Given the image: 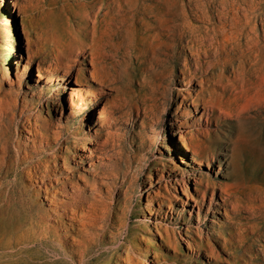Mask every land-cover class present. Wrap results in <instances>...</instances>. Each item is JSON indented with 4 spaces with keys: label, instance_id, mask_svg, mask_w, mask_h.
Returning <instances> with one entry per match:
<instances>
[{
    "label": "rangeland",
    "instance_id": "rangeland-1",
    "mask_svg": "<svg viewBox=\"0 0 264 264\" xmlns=\"http://www.w3.org/2000/svg\"><path fill=\"white\" fill-rule=\"evenodd\" d=\"M16 1L25 2L26 0H6V8L13 17L16 29V52L20 56V58L10 57L8 76L4 75L3 66L8 55L9 41L6 39L3 21L0 18V193L9 194L8 202L3 207L0 205V264H8L10 261H61L60 264H68L67 261H72L69 257L70 252L66 254L55 243L41 242L37 238L41 224L45 223L48 230L56 224L58 217L52 213L55 210L54 203L65 197L57 194L52 201L39 199L33 187L41 182L34 181L35 177L30 174L33 173V169H37L38 175L47 183L50 177L54 180L71 173L82 187L85 186L84 183L88 185L93 181V174L96 172L103 171L106 174L110 172L117 178L111 189L108 192L104 190L103 193V203L107 204L110 210L111 217L107 219V223L112 224L111 233L92 246L83 259L75 257L74 261H84L82 264H115L117 251L123 253L122 250L126 246H131L129 251L134 264H246V255L245 260L232 259L231 255L225 253L222 248L218 249V259H209L204 256V250L198 249L192 242L200 240L198 235H201L202 243L219 248L217 243L221 239L217 235L226 230L216 224H220L223 220L222 215L214 213L216 206L212 205L207 211L208 199L203 209H200L199 216L196 207L191 210V215H188V210L191 209L189 205H185L184 210H181L180 204L174 201L168 202V200L160 206L154 202L151 215L144 209L147 192L153 194V191L158 189V184L163 185L164 181L168 183L169 167L173 166L181 170L197 168L191 161V152L181 147L180 136L175 133L178 131L179 120L185 124L179 127L182 132L190 130L193 124V120L189 119L194 112L185 109L180 113L181 108H178V104L181 98L176 97V90L181 83L180 68L183 67V54L189 55V50L182 48L180 53L176 54L175 72L172 77L167 64L157 65V69L155 67L157 72H154L155 69L147 68L143 53H137L140 47V34L125 31L122 32V36L116 38L121 41L119 54H123L124 59L121 58L120 65L123 62L124 64L121 67L118 66V72L121 73L117 79L118 84L103 86L99 91L96 84L86 82L79 77L75 73L77 70L82 69L83 66H85L84 71L90 68L87 62L85 65L80 64L81 57H78L73 70L66 76L65 91H63L64 83L60 79L61 71L59 70L52 69L53 78L50 83L34 84L33 79L38 63L43 68H47L49 64L54 65L55 59L52 55L54 51L51 47L53 33L69 30L67 17L73 14L81 0H51L50 3L45 4L43 10H34L26 21L28 22L26 34L22 13L18 10ZM27 1L34 3L36 0ZM253 2H259L261 10H264V0H253ZM258 20L256 29L258 34L260 32L262 35L260 28L262 26ZM260 34L259 40H261ZM44 40H46L45 43ZM260 42L263 43V40ZM234 52H236L234 65L240 68L256 66L255 60L258 58L252 53H246L248 56L244 57L239 53V49ZM136 53L141 55L138 61L135 58ZM17 59L20 60L14 62ZM245 61H249L250 65ZM24 63H28L30 70L23 74ZM241 63H243L242 66ZM141 72L147 73V79L151 81L149 87L143 89L148 93L146 105L141 104L137 97H140L142 92L139 86ZM78 87L87 93L88 103L77 117H67L68 91ZM152 91H155L154 94ZM94 93L97 94L95 97L92 96ZM184 95L187 96V93L185 92ZM136 103L141 109L139 115H136L134 110ZM142 106L145 107L144 114ZM255 121L260 124L259 119ZM229 127L219 126V132L214 138L216 148L223 152H225L224 143L232 139L236 131V128ZM46 133L49 137L53 135L58 141L44 146L41 135ZM254 134L250 141L260 146L263 141L261 140L263 136L260 137L262 133ZM74 142L77 144L79 156L75 159L72 157ZM173 146L178 150L180 148L184 153L183 162ZM238 157L236 158L238 166L234 174L231 173L228 162H222L218 168L216 158L211 159L209 169L204 164L200 171L208 172L212 179L225 180L224 182L234 178L239 182L242 181L240 182L242 185L245 180V185H242L244 189L246 186H255V183L256 185L263 183L264 165L256 159L252 151L243 150ZM100 161H102L101 166ZM53 185H56L55 181ZM171 185L168 183L170 188ZM189 185L192 187L191 178ZM245 213L240 212L241 215ZM22 221H25L24 225ZM29 222L33 224L32 229L25 232L30 225ZM154 222L162 226V229L164 228L162 231H167L169 235L167 242H164L159 234H155V242L152 243L149 240L152 238L149 230L154 232ZM124 224L126 227L123 226ZM22 231H24V239L21 243L7 242ZM34 231L36 236L29 237L30 232ZM186 240L193 243L191 248L187 247ZM251 245L257 247V241L251 240L247 246ZM237 250L238 253L246 254V242L237 247Z\"/></svg>",
    "mask_w": 264,
    "mask_h": 264
},
{
    "label": "bare ground",
    "instance_id": "bare-ground-1",
    "mask_svg": "<svg viewBox=\"0 0 264 264\" xmlns=\"http://www.w3.org/2000/svg\"><path fill=\"white\" fill-rule=\"evenodd\" d=\"M50 1L15 2L18 10L22 13L24 30L28 23L26 22L28 16H31V13L36 9L43 10L45 4ZM6 4V0H0V18L3 21L6 39L9 41L8 55L3 66V73L8 76L10 57L20 58V56L16 52L17 35L13 17L6 8ZM76 7L73 14L68 17L64 12L69 21V30L66 26L67 28H64L67 30L66 32L53 33L51 47L54 51L52 54L55 59L54 65L49 64L47 68H43L38 63L33 79L34 84L50 83L53 78L52 69L59 70L61 71L60 79L64 83L63 91H65L66 76L73 70L78 57H81L80 64L85 65L87 62L90 68L84 71L85 66H83L82 69L77 70L75 73L79 77L86 82L96 84L99 91L103 86L114 85L121 74H119L120 71L118 72V66L121 64L123 55L119 54L121 41L116 38L122 36V32L125 31H134L140 34V47L137 49V53H143V60L146 62L147 68L155 69L157 65L164 64L165 66L167 64L171 77L175 72L176 54L180 53L182 48L189 50V55L183 54V67L180 68L181 83L176 90V97L181 98L178 104V108H181L179 109L180 113L185 109L194 112V115L189 119L193 120V124L190 130L182 132L179 127L185 124L179 120L178 131L175 133L180 136L181 147L191 152V161L197 168L181 170L173 166L169 167L170 172L167 176L168 183L172 184L171 188L167 181H164L163 185L158 184V189L153 191V194L147 192L144 209L151 215L154 202L160 206L165 204V200H168V202L174 201L180 204L181 210H184L185 205H189L191 209L188 210V215H191V210L196 207L198 215L208 199L207 211L212 205H215L214 213L223 216L221 223L216 224L226 230L217 235L221 239L217 243L219 248L202 243L201 235H198L200 240L192 241L198 249L204 250V256L209 259L217 258L219 256L218 249L222 248L225 253L231 255L232 259L245 260L246 255V264H264V182L260 185L255 183V186H246L245 191L242 187L245 185V180L242 185L240 183L242 181L239 182L234 178L224 182V178V181L212 179L208 172L200 171L204 164L209 169L211 159L216 158L218 168L222 162H228L231 173L234 174L238 166L236 158L243 150L252 151L256 159L264 165V10H261V4L254 3L253 0L250 2L247 0H176L174 2L173 0H81ZM45 11L47 12V10ZM257 19L262 26L260 27L262 35L260 32L259 34L263 43L260 42L256 29ZM236 49H239V53L244 57L248 56L246 53L255 55L258 58L255 60L256 66L240 68L234 65ZM137 53L133 55L138 61L141 55ZM241 58L243 59V57ZM19 60L13 61L18 62ZM245 63L250 65L249 61H245ZM156 69L154 72H157ZM29 70L28 63H24L23 74ZM154 72H152L153 75ZM146 74L141 72L140 82L138 80L142 92L141 96L137 97L143 105H146L148 101L147 90L143 91V89L149 87V82H151L148 81ZM169 74L167 73V75ZM153 81L155 80L153 79ZM158 81L160 82V80ZM152 92L154 94L155 91ZM185 92L187 96L184 95ZM96 95V93L92 94L93 97ZM67 97L69 99L67 117H77L88 103L89 97L81 87L69 90ZM144 109L145 107L142 106L143 114ZM134 110H136V115H139L141 109L137 103ZM58 118L60 119L61 115ZM256 119H259L260 124L256 123ZM222 125L236 128L233 138L224 143L225 152L216 148L214 142V138L219 132L218 127H222ZM255 132L262 133L260 137L263 136L261 139L263 141L260 146L250 141ZM41 137L44 146L58 141L53 135L49 137L47 133L42 134ZM39 147L41 148L42 145L40 144ZM112 147L114 148L113 145ZM173 149L183 162L184 153L175 146ZM73 150L72 157L75 159V157H79L75 142ZM64 156L61 155V158L64 159ZM228 159L230 160L228 161ZM102 161L99 162L100 166ZM108 173L96 172L93 174V181L88 185L84 183L83 187L78 184L71 173L54 180L50 177L48 183L38 175L37 169H33V173H30L32 177H35L34 181L41 182L33 187L39 199L52 201L57 194L65 197V199L61 198V201L57 200L54 203L55 210L52 213L58 217L56 224L49 230L45 223L41 224L37 238L41 242L55 243L66 254L70 252L69 257L72 261H67L68 264H82L84 261H74V258L83 259L92 246L101 242L105 236L111 233L112 224L107 223V219L111 215L107 204L103 203V193L104 190L108 192L111 189L117 178L114 174ZM190 178L192 187L189 185ZM262 180H264V169ZM53 181L56 182L55 186ZM247 183L249 182L247 181ZM8 199L9 194L0 193L2 207L8 202ZM167 207L169 206L167 205ZM242 211L246 213L241 215ZM25 221H22L23 225ZM29 223L25 232L32 229L33 224ZM163 229L162 226L154 222V232L149 230L152 237L149 240L152 243L155 242V234H159L162 240L167 242L169 235L167 231H165L166 233L162 231ZM23 232L17 234L14 239L10 238L7 242L9 244L21 243L24 239ZM31 236H36L35 231L30 232L29 237ZM251 240L257 241V247H253L255 244L247 246ZM192 242L186 240L188 248H191ZM245 242L246 254L238 253L237 247L242 246ZM130 247L126 246L122 250L123 253L117 251L115 264H134L129 251ZM60 263L61 261H10L8 264Z\"/></svg>",
    "mask_w": 264,
    "mask_h": 264
}]
</instances>
